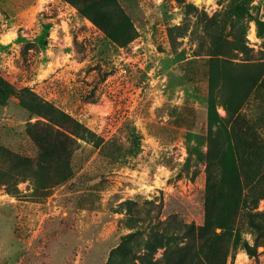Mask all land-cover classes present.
Masks as SVG:
<instances>
[{
	"label": "rangeland",
	"instance_id": "obj_1",
	"mask_svg": "<svg viewBox=\"0 0 264 264\" xmlns=\"http://www.w3.org/2000/svg\"><path fill=\"white\" fill-rule=\"evenodd\" d=\"M117 1L137 34L126 47L63 0H0V75L102 139L98 147L81 142L75 176L42 199L30 198L28 182L17 196L0 188V264H103L123 234L138 230L132 257L158 220L202 223L211 31L204 22L221 21L228 0ZM185 4L196 10L185 14ZM248 9L245 40L257 54L262 38L252 18L264 21V0ZM260 95L253 88L242 109L247 120L264 112ZM29 117L0 100V146L31 154L23 134ZM125 200L130 206L118 207ZM258 252L251 259L238 250L226 264H264V248Z\"/></svg>",
	"mask_w": 264,
	"mask_h": 264
},
{
	"label": "trees",
	"instance_id": "obj_2",
	"mask_svg": "<svg viewBox=\"0 0 264 264\" xmlns=\"http://www.w3.org/2000/svg\"><path fill=\"white\" fill-rule=\"evenodd\" d=\"M63 1L118 47H126L137 35L117 0ZM250 2L228 0L221 21L206 18L204 22L211 31L205 52L208 90L202 223H184L174 217L158 220L148 229L141 252L132 257L129 244L138 230L123 234L103 264H125L129 257L133 264H226L227 258L233 260L238 250L255 259L258 248H264V208L257 209L264 199V112L253 120H247L242 112L256 86L264 102V21L252 18L262 38L261 47L254 54L245 40ZM184 8L185 14L196 10L192 4H185ZM236 53L242 56V63L229 59ZM0 100L13 101L30 115L23 134L31 154L0 146V188L11 196L20 193L19 183L28 182L30 198L46 197L52 188L75 176L73 156L81 142L94 147L101 144L102 139L95 132L51 101L30 87L14 88L1 75ZM217 107L222 108L223 116ZM32 117L35 120L31 122ZM130 203L125 200L118 207ZM115 212L120 213L121 209ZM244 234L250 236L251 242ZM159 249L161 257L155 259Z\"/></svg>",
	"mask_w": 264,
	"mask_h": 264
}]
</instances>
